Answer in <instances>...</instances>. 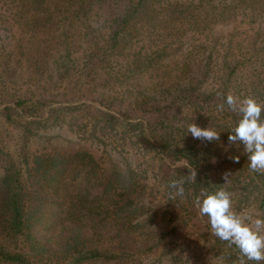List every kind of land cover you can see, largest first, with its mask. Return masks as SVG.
Instances as JSON below:
<instances>
[{
	"label": "trees",
	"instance_id": "trees-1",
	"mask_svg": "<svg viewBox=\"0 0 264 264\" xmlns=\"http://www.w3.org/2000/svg\"><path fill=\"white\" fill-rule=\"evenodd\" d=\"M229 93L264 102V0H0V264H238L194 204L264 218Z\"/></svg>",
	"mask_w": 264,
	"mask_h": 264
},
{
	"label": "clouds",
	"instance_id": "clouds-1",
	"mask_svg": "<svg viewBox=\"0 0 264 264\" xmlns=\"http://www.w3.org/2000/svg\"><path fill=\"white\" fill-rule=\"evenodd\" d=\"M225 103L232 112L241 116L237 125L228 134L229 146L242 145L241 154H248L249 169L253 172L264 173V115H262L264 102H259L251 96L240 99L229 93ZM218 107L223 110L224 104ZM187 131L194 139L201 141L220 140V132L213 128L200 127L196 123H190ZM230 158L235 163L240 161V155ZM229 174L230 172L223 174L224 184H227ZM195 178L196 173L194 172L191 179ZM182 185L183 181L173 180L169 188L175 190V196L183 197L185 190ZM194 204L201 215L208 217L213 235L239 249L238 264H247V261L260 264L264 261V218L238 214L233 209L231 193L224 187L212 193L202 190L201 196L195 198Z\"/></svg>",
	"mask_w": 264,
	"mask_h": 264
},
{
	"label": "rangeland",
	"instance_id": "rangeland-1",
	"mask_svg": "<svg viewBox=\"0 0 264 264\" xmlns=\"http://www.w3.org/2000/svg\"><path fill=\"white\" fill-rule=\"evenodd\" d=\"M14 125L11 122L0 119V144H6V147L2 146L0 150V158L4 159L5 150L11 149L16 143V141L12 138L14 137ZM131 257V256H130ZM138 264V263H136Z\"/></svg>",
	"mask_w": 264,
	"mask_h": 264
}]
</instances>
